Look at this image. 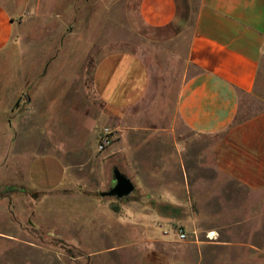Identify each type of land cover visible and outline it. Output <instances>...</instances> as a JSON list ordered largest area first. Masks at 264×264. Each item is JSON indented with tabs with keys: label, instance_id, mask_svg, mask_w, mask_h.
Returning <instances> with one entry per match:
<instances>
[{
	"label": "crops",
	"instance_id": "crops-1",
	"mask_svg": "<svg viewBox=\"0 0 264 264\" xmlns=\"http://www.w3.org/2000/svg\"><path fill=\"white\" fill-rule=\"evenodd\" d=\"M36 5L0 0V54L20 39L22 22ZM125 15L140 43L99 49L85 74L86 94L120 138L108 162L95 160L104 169L113 166L111 187L118 167L141 184L142 198L131 210H189L195 188L188 164L196 159L194 148L206 149L213 138L208 152L217 170L254 194L227 216L231 221L211 228L201 229L195 215L178 221L157 215L161 224L200 228L199 242L156 237L146 223L155 216L138 215L147 235L140 264L264 263V109L242 115L243 99L264 93V0H125ZM168 64L182 68L175 79ZM182 133H191L192 143ZM36 164V184L43 188L59 185L68 171L54 156ZM207 233L216 238L208 241Z\"/></svg>",
	"mask_w": 264,
	"mask_h": 264
},
{
	"label": "rangeland",
	"instance_id": "rangeland-1",
	"mask_svg": "<svg viewBox=\"0 0 264 264\" xmlns=\"http://www.w3.org/2000/svg\"><path fill=\"white\" fill-rule=\"evenodd\" d=\"M36 3L22 22L20 39L0 54V264H140L146 223L156 229V237L186 231L201 239L200 228L231 221L227 216H235L237 206L254 194L217 170L208 152L213 138L203 143L206 149L194 148L196 159L188 164L195 188L191 209L131 210L142 198L137 178H132L136 191L127 199L101 195L111 187L113 166L104 169L95 160L108 162L120 138L104 125L86 94V67L99 49L140 40L126 19L125 0ZM167 70L175 79L182 68L168 64ZM263 109L264 93L242 101L243 116ZM106 130L113 141L100 151ZM182 136L192 143L191 133ZM48 156L62 160L68 171L59 185L43 188L34 177L36 162ZM84 198L90 203L84 205ZM84 211L89 217L83 219ZM147 213L155 218L144 223L138 215ZM157 215L175 221L195 215L200 228L161 224ZM259 233L264 240V225Z\"/></svg>",
	"mask_w": 264,
	"mask_h": 264
},
{
	"label": "water",
	"instance_id": "water-1",
	"mask_svg": "<svg viewBox=\"0 0 264 264\" xmlns=\"http://www.w3.org/2000/svg\"><path fill=\"white\" fill-rule=\"evenodd\" d=\"M113 181L114 186L108 191L103 192L101 194L103 197H115L119 200L127 199L136 191V185L134 182L118 167L113 169Z\"/></svg>",
	"mask_w": 264,
	"mask_h": 264
},
{
	"label": "built area",
	"instance_id": "built-area-1",
	"mask_svg": "<svg viewBox=\"0 0 264 264\" xmlns=\"http://www.w3.org/2000/svg\"><path fill=\"white\" fill-rule=\"evenodd\" d=\"M112 137H113V134L111 131L106 130L104 132L103 136L101 137L100 143H99L100 151L105 150L107 147L111 145L113 141ZM176 236H177L176 241H179V242H188L190 237L193 238L192 242L200 241L199 235L196 232L190 234L186 231H180V232H177ZM206 238L208 239V241H213L216 238V236L214 235V233H207Z\"/></svg>",
	"mask_w": 264,
	"mask_h": 264
},
{
	"label": "trees",
	"instance_id": "trees-1",
	"mask_svg": "<svg viewBox=\"0 0 264 264\" xmlns=\"http://www.w3.org/2000/svg\"><path fill=\"white\" fill-rule=\"evenodd\" d=\"M177 216V215H176Z\"/></svg>",
	"mask_w": 264,
	"mask_h": 264
}]
</instances>
